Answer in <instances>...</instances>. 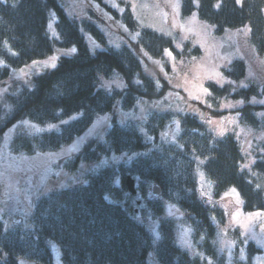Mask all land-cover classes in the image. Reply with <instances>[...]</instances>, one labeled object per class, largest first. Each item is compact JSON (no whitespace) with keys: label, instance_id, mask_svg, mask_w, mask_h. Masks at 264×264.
I'll list each match as a JSON object with an SVG mask.
<instances>
[{"label":"trees","instance_id":"1","mask_svg":"<svg viewBox=\"0 0 264 264\" xmlns=\"http://www.w3.org/2000/svg\"><path fill=\"white\" fill-rule=\"evenodd\" d=\"M52 9L57 15V40L46 32ZM194 10L215 34L248 25L250 44L258 54H264V0H181L182 17ZM123 21L131 24L129 13ZM85 35L103 40L94 24L67 17L56 0H0V60L5 63L0 80L7 78L11 69L49 56L55 46L76 48L73 57L59 59L54 69L18 80L9 88L5 99L9 110L0 114V135L17 125L10 152L32 155L55 151L111 110L115 101L125 112L139 100L155 101L164 96L167 85L157 87L128 47L91 52ZM137 44L154 60L161 58L165 49H172L169 38L152 30H140ZM230 69L225 72L227 79H241L242 63L234 62ZM116 79L122 88L103 85V81ZM207 88L210 105L200 109L206 117L221 115L218 108L228 100L247 102L257 95L256 88L235 90L229 84ZM260 94L264 98V85ZM261 109L264 106L259 104L239 108L240 122L264 131V116L255 114ZM25 121L58 126L36 133L25 127ZM177 123L178 135L167 143L157 131H151L149 122L139 129L112 119L104 140L85 143L66 159L64 168L73 171L80 163L98 162L110 155L133 157L117 166L98 168L87 174L84 183L39 197L33 202L30 228L7 230L0 219V264H51L50 245L58 249L60 264H149L150 255L157 264H202L178 248L172 221H160L154 241L146 225L133 219V196L125 188L128 176L136 177L140 186L154 184L152 190L156 188L159 197L172 201L183 214L193 245L202 238L205 255H214L212 240L227 220V212L219 206L222 194L235 189L243 212L264 211V161H254L251 177L241 167L242 152L232 134L217 136L197 115L188 112ZM197 170L211 185V202L200 195L194 174ZM227 235L242 243L237 229ZM259 252L253 243H246L247 255Z\"/></svg>","mask_w":264,"mask_h":264},{"label":"rangeland","instance_id":"2","mask_svg":"<svg viewBox=\"0 0 264 264\" xmlns=\"http://www.w3.org/2000/svg\"><path fill=\"white\" fill-rule=\"evenodd\" d=\"M56 2L67 17L88 20L98 28L103 37L102 41L85 35V44L91 52L126 46L140 60L144 72L152 77L156 86L163 83L168 89L159 100H139L131 110L125 112L118 105L119 101H115L111 110L95 118L81 135L55 151L37 152L32 155L14 154L10 152V141L17 125L4 130L0 135V219L5 229L30 228L33 202L39 197L51 191L66 190L84 183L87 174L95 172L98 168L117 166L133 157L126 159L124 155H110L102 157L98 162L80 163L73 171L64 168L66 159L78 153L85 143L91 140H104L112 119L122 126L135 125L139 129L149 122L151 131H157L159 138L168 143L174 141L178 135L179 118L187 112L195 114L213 134L234 136L242 152L241 167L254 177L251 165L255 160L264 161V131L250 129L249 126L242 124L238 109L247 104L264 106V98L260 94L261 86L264 85V54H258L250 44L247 36L248 25L239 29H225L222 33L215 34L211 25L198 19L196 10L191 15L182 17L181 0H56ZM128 13L130 25L123 21L124 15ZM49 14L46 32L51 39L57 40L54 25L57 15L54 9ZM143 29L152 30L169 38L172 49H165L158 60L149 57L137 44L139 32ZM72 48L75 47L55 46L44 59L32 61L18 69H11L8 77L0 80V114H7L9 110L5 99L14 82L54 69L59 59L74 56L76 51L71 52ZM166 50L171 55H168ZM45 62L49 66H45ZM234 62H240L244 66V74L238 81L225 77V72L231 70ZM52 63L56 66L51 67ZM4 66V62L0 63V68ZM103 83L105 86L122 88L117 79ZM210 84L218 87L229 84L235 90L256 88L257 95L253 94L247 102L228 100L218 108L222 112L221 115L209 114L206 117L200 109L210 105L208 100L210 92L204 91ZM255 114L262 117L264 110H257ZM24 125L36 133L55 130L58 126L36 125L41 129L36 131L31 127L34 124ZM221 131L223 135L218 134ZM194 174L201 197L208 198L211 185L200 171L197 170ZM129 177L134 180L137 191V196L132 197L130 202V208L134 211L133 219L146 225L154 241L158 239L157 227L160 221L168 219L174 224L178 248L186 251L191 257L198 258L202 264H264V211L243 212L236 191H228L219 199V206L227 212V220L224 226L217 230L212 240L214 255L207 256L204 253L202 238L194 245L191 242L190 226L184 223L183 214L178 207L172 201L159 197V194H153L154 184L145 183L140 186L136 177ZM206 201L211 202L209 198ZM233 229L239 231L241 244L227 235ZM249 242L260 252L252 256L247 255L246 243ZM50 248L51 264H60L58 249L55 245H50ZM148 260L149 264H157L152 255Z\"/></svg>","mask_w":264,"mask_h":264},{"label":"water","instance_id":"3","mask_svg":"<svg viewBox=\"0 0 264 264\" xmlns=\"http://www.w3.org/2000/svg\"><path fill=\"white\" fill-rule=\"evenodd\" d=\"M125 186H126L125 188L127 189L128 193H130L133 197H135L137 195V191H136L135 186H134V180L131 177H129V176L126 177ZM152 193L157 194L158 190L156 188H153ZM138 203L139 202H137V204ZM32 264H41V263L34 262Z\"/></svg>","mask_w":264,"mask_h":264},{"label":"snow or ice","instance_id":"4","mask_svg":"<svg viewBox=\"0 0 264 264\" xmlns=\"http://www.w3.org/2000/svg\"><path fill=\"white\" fill-rule=\"evenodd\" d=\"M240 2V0H237V3H239ZM115 6V5H114ZM176 7H178V5L176 6ZM217 7H219V5H217ZM49 27H51V25H49ZM138 35V34H137ZM70 51L71 52H75L76 51V49L75 48H72V49H70ZM166 52H167V50H166ZM13 54H15V53H13ZM167 54L168 55H171V53L170 52H167ZM53 60L55 59L54 57L52 58ZM0 63H2V62H0ZM36 62H34V64H35ZM45 66H49L48 64H47V62H45ZM51 67H55L56 65H55V63H52L51 65H50ZM204 91L206 92V93H208V90L207 89H204ZM208 94H210V93H208ZM26 125L28 124V122L27 121H25L24 122ZM31 127L32 128H34L36 131H41V129L40 128H38L36 125H31ZM49 127H53V126H49ZM219 135H223V132L221 131L220 133H218ZM232 191H235V189H233ZM158 235V234H157Z\"/></svg>","mask_w":264,"mask_h":264}]
</instances>
